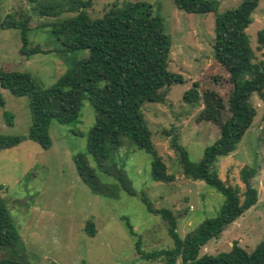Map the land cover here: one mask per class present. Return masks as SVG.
I'll return each mask as SVG.
<instances>
[{
    "label": "rangeland",
    "instance_id": "374dc122",
    "mask_svg": "<svg viewBox=\"0 0 264 264\" xmlns=\"http://www.w3.org/2000/svg\"><path fill=\"white\" fill-rule=\"evenodd\" d=\"M60 0H38L55 4ZM88 1V0H83ZM85 9L92 19H99L114 4L141 2L159 17L170 37L168 71L182 76L181 84L164 90L162 104L146 103L142 113L151 132L155 151L174 181L165 184L151 179V156L128 142L118 149L105 166L122 165L136 191V196L119 192L116 199L93 194L78 177L74 156L83 154L102 184L113 185L111 176L100 171L87 154L86 142L94 124V111L83 101L78 120L70 125L52 121L49 128L51 147L43 150L27 139L30 112L26 97H15L0 88L4 107H0V135L22 137L18 146L0 151V196L19 234L17 250L0 253V259L11 254L24 264H162L145 260L136 248L137 238L129 235L128 220L140 237V251L151 254L170 249L167 221L158 213L150 214L141 197L154 210L165 209L177 220L180 237L194 232L205 220L215 218L224 197L201 181L186 179L172 140L182 146L192 162H198L204 148L220 136L229 119L228 97L232 90L228 73L213 56L216 13L187 14L176 8L174 0H90ZM217 14L234 9L243 0H216ZM17 19L30 16L27 48L39 47L48 54L26 58L20 54V31L0 28V70L26 73L42 88L53 86L73 61L86 58L88 52L58 53L62 45L52 35V23L72 18L75 13L62 12L57 17H41L25 0H0V24L5 15ZM252 23L246 30L254 51V62L264 61L257 33L264 29V2L258 4ZM193 83L198 84L197 104L182 101ZM251 104L256 115L236 150L220 158L215 165L219 178L242 194L241 171L255 168L251 186L257 190V203L229 225L218 239L207 243L199 253L216 255L229 252L233 243L251 252L264 239V93L253 95ZM6 116L11 117V125ZM91 222L95 235L85 227ZM11 253V254H10Z\"/></svg>",
    "mask_w": 264,
    "mask_h": 264
},
{
    "label": "trees",
    "instance_id": "16d2710c",
    "mask_svg": "<svg viewBox=\"0 0 264 264\" xmlns=\"http://www.w3.org/2000/svg\"><path fill=\"white\" fill-rule=\"evenodd\" d=\"M33 12L41 17H57L62 12L75 13L72 18L52 23L51 33L62 45L58 53L88 52L86 58L73 61L57 82L48 88L40 87L30 75L0 70V88L15 97H26L30 112V128L27 139L43 150L51 147L49 128L52 121L70 125L78 120L84 100L94 111V124L86 142L87 154L104 174L111 176L113 185L102 184L95 171L89 167L83 154L74 156L78 177L89 190L106 199H116L119 192L136 196V191L122 165L105 166L115 156L124 142L151 156V179L169 184L174 176L167 173L161 157L155 151L142 113L146 103L162 104L164 90L181 84L182 76L168 71L171 41L163 22L153 16L151 9L141 2L114 4L99 19L89 17L85 9L91 1L60 0L55 4H40L38 0H25ZM264 0H243L238 7L217 14L216 0H174L176 8L187 14L216 13L213 56L229 75L232 90L228 97L229 119L221 128L219 138L204 148L198 162L190 161L186 150L175 140L172 147L180 158L182 174L186 179L201 181L221 194L225 202L215 218L203 221L194 232L180 237L176 231V218L165 209L154 210L151 202L141 197L150 214L161 215L168 224V235L173 247L144 254L140 251V237L128 220L129 235L136 237V248L145 260H157L162 264H264V239L251 252L233 243L229 252L199 256L200 250L211 240L218 239L225 229L257 203V190L251 186L255 168L241 171L245 186L239 188L223 182L215 169L220 158L236 150L256 115L251 104L253 95L264 93V61L254 62L255 54L246 34L258 4ZM30 16L17 19L7 14L0 24L3 30L20 31V54L26 58L48 54L39 47L27 48ZM259 48H264V29L257 33ZM199 99L198 84L193 83L182 101L194 106ZM0 107L4 100L0 93ZM11 125V117L6 116ZM25 139L0 135V151L18 146ZM85 232L93 237L91 222ZM19 234L11 215L0 196V253L17 250ZM11 254V253H10ZM0 259V264H24L13 255Z\"/></svg>",
    "mask_w": 264,
    "mask_h": 264
}]
</instances>
